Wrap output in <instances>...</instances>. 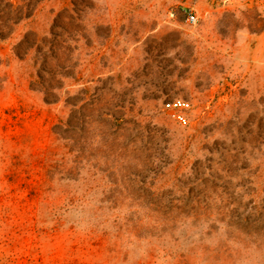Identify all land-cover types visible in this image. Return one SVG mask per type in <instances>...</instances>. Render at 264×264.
I'll return each instance as SVG.
<instances>
[{"label": "rangeland", "instance_id": "1", "mask_svg": "<svg viewBox=\"0 0 264 264\" xmlns=\"http://www.w3.org/2000/svg\"><path fill=\"white\" fill-rule=\"evenodd\" d=\"M143 262L264 264V0H0V264Z\"/></svg>", "mask_w": 264, "mask_h": 264}, {"label": "trees", "instance_id": "2", "mask_svg": "<svg viewBox=\"0 0 264 264\" xmlns=\"http://www.w3.org/2000/svg\"><path fill=\"white\" fill-rule=\"evenodd\" d=\"M71 208L68 207L65 209V212H68ZM110 211H116L115 209H110ZM125 221H126V217H121L120 215H117L114 217L113 220V225H114V232H116V235L114 237V239L118 238L119 233L117 231H119L120 229L123 228V226H125ZM121 224V225H120ZM120 225V226H118ZM59 228H62V224H59V222L56 224V226L54 227V231H58ZM79 231V232H78ZM65 232H69L70 234H74V233H81L85 236V238L93 240V241H98V242H102V240H107V239H113V237H111L107 230H100L99 228H97L96 226H87V228H84L83 230H78V227L76 225H69ZM84 238V239H85ZM86 240V239H85ZM142 264H150V262H143Z\"/></svg>", "mask_w": 264, "mask_h": 264}, {"label": "built area", "instance_id": "3", "mask_svg": "<svg viewBox=\"0 0 264 264\" xmlns=\"http://www.w3.org/2000/svg\"><path fill=\"white\" fill-rule=\"evenodd\" d=\"M188 21L194 22L195 16L190 14ZM162 108L180 125L187 126L190 124L192 104L188 100L182 98L171 99L164 102Z\"/></svg>", "mask_w": 264, "mask_h": 264}]
</instances>
